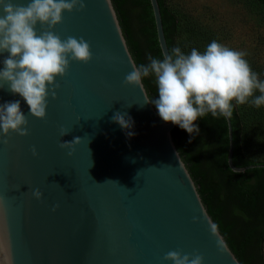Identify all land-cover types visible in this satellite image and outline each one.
Here are the masks:
<instances>
[{
  "label": "water",
  "instance_id": "95a60500",
  "mask_svg": "<svg viewBox=\"0 0 264 264\" xmlns=\"http://www.w3.org/2000/svg\"><path fill=\"white\" fill-rule=\"evenodd\" d=\"M149 2L165 56L159 5ZM52 31L61 39L82 37L92 59L71 61L56 78V98L49 95L43 120L28 115L7 86L0 89V104L20 100L29 131L0 143V233L9 241L11 264H171L162 258L173 250L198 253L203 264H240L222 235L220 252L210 233L212 219L172 140L176 125L144 103V87L124 84L135 63L111 0H85L83 11L63 13ZM7 55L0 54V68ZM117 112L131 118L130 130L112 121ZM225 120L228 167L235 173L264 167L233 165L232 126ZM76 137L80 143L69 156L59 144ZM36 189L40 200L32 196Z\"/></svg>",
  "mask_w": 264,
  "mask_h": 264
},
{
  "label": "clouds",
  "instance_id": "9594fccd",
  "mask_svg": "<svg viewBox=\"0 0 264 264\" xmlns=\"http://www.w3.org/2000/svg\"><path fill=\"white\" fill-rule=\"evenodd\" d=\"M84 8L85 0H29L26 5L0 0V54H8L0 68V89L7 86L10 93L18 94L29 109L28 115L37 120L45 118L47 99L49 95L55 99L59 88L55 80L65 76L70 62L86 64L92 59L90 45L82 37L61 39L52 31L62 23L63 13L80 12ZM245 56V52L215 40L203 52L192 48L185 54L176 47L162 58L149 56L147 64L133 65L124 84L142 90L143 80L154 77L158 98L145 97L144 103L153 104L163 122L178 126L191 136L199 133L195 122L207 114L231 119L235 106L249 102L256 108L264 105V80L259 79ZM257 92L259 95H255ZM126 117V113L117 112L112 121L122 130H130L133 122ZM27 125L28 118L21 111L20 100L0 104V143L6 144L10 133L27 136ZM67 134L60 129L61 137ZM128 135L133 133L128 131ZM79 143L80 138L76 137L71 142H61L59 147L68 149L71 156L73 147ZM31 151L35 157L36 149ZM32 196L40 200L42 193L36 189ZM193 222H196L195 217ZM208 226L218 250L223 252L225 244L219 236L218 225L209 220ZM203 259L198 253L187 254L180 250L169 251L162 258L171 264H203ZM0 264H11L9 241L2 233Z\"/></svg>",
  "mask_w": 264,
  "mask_h": 264
},
{
  "label": "trees",
  "instance_id": "16d2710c",
  "mask_svg": "<svg viewBox=\"0 0 264 264\" xmlns=\"http://www.w3.org/2000/svg\"><path fill=\"white\" fill-rule=\"evenodd\" d=\"M257 1L264 5V0ZM111 2L135 65L147 64L149 56L162 58L149 0ZM157 2L166 44L171 53L177 47L180 20L169 9L166 0ZM143 85L149 100L158 98L154 77L145 78ZM239 112L240 107L235 106L230 119L232 163L236 167L264 165V160L249 157L242 149L244 136ZM195 123L199 128L198 134L190 136L175 126L171 136L202 203L240 264H264V167H254L243 173L233 172L227 164L229 144L225 118L207 114Z\"/></svg>",
  "mask_w": 264,
  "mask_h": 264
},
{
  "label": "rangeland",
  "instance_id": "374dc122",
  "mask_svg": "<svg viewBox=\"0 0 264 264\" xmlns=\"http://www.w3.org/2000/svg\"><path fill=\"white\" fill-rule=\"evenodd\" d=\"M180 20L177 47L203 52L213 40L246 53L250 67L264 80V5L257 0H166ZM259 95V93H255ZM242 149L264 160V105H241ZM262 255L264 256V245Z\"/></svg>",
  "mask_w": 264,
  "mask_h": 264
}]
</instances>
